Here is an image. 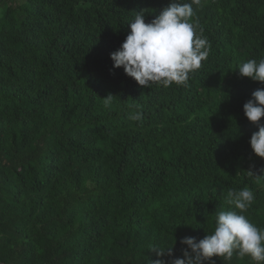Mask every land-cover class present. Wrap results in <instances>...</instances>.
I'll return each instance as SVG.
<instances>
[{"label":"trees","instance_id":"1","mask_svg":"<svg viewBox=\"0 0 264 264\" xmlns=\"http://www.w3.org/2000/svg\"><path fill=\"white\" fill-rule=\"evenodd\" d=\"M171 2L0 0V264H152L175 239L183 258L182 238L239 211L229 188L254 191L244 214L264 227L243 109L264 83L237 70L264 58V0L193 3L207 59L182 85L140 86L110 54L136 12L150 22Z\"/></svg>","mask_w":264,"mask_h":264},{"label":"clouds","instance_id":"2","mask_svg":"<svg viewBox=\"0 0 264 264\" xmlns=\"http://www.w3.org/2000/svg\"><path fill=\"white\" fill-rule=\"evenodd\" d=\"M197 2L172 0L150 22H146L143 10L136 12L128 23L130 33L120 48L110 54L114 68L123 67L127 76L144 87L154 83L163 87L186 83L189 75L207 59L211 47L199 25L192 22L193 3ZM237 70L241 77L264 83V58L242 62ZM113 97L109 93L103 98L105 107L111 106ZM243 109L247 119L258 127L250 138V146L256 156L264 158V88H257ZM129 118L140 121L142 113L136 110ZM248 175L260 176L252 170H248ZM227 198L239 211L215 212L214 228L202 239L182 238L180 244L186 245L183 258L174 255L176 239L170 247H153L157 259L152 264H216L213 257H219L224 264L234 254L248 257L252 264H264V227L257 226L244 214L255 201L254 191L248 187L229 188Z\"/></svg>","mask_w":264,"mask_h":264}]
</instances>
